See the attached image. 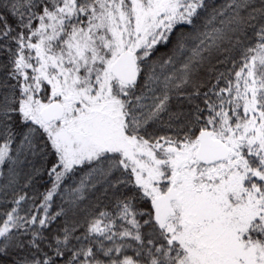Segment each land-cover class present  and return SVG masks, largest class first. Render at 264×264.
Returning <instances> with one entry per match:
<instances>
[{"label": "snow or ice", "instance_id": "1", "mask_svg": "<svg viewBox=\"0 0 264 264\" xmlns=\"http://www.w3.org/2000/svg\"><path fill=\"white\" fill-rule=\"evenodd\" d=\"M0 264H264V0H0Z\"/></svg>", "mask_w": 264, "mask_h": 264}]
</instances>
